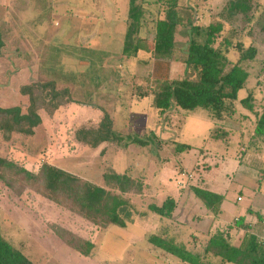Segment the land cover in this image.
Instances as JSON below:
<instances>
[{
  "label": "rangeland",
  "instance_id": "obj_1",
  "mask_svg": "<svg viewBox=\"0 0 264 264\" xmlns=\"http://www.w3.org/2000/svg\"><path fill=\"white\" fill-rule=\"evenodd\" d=\"M129 1L0 0L5 40L0 106L25 109L29 97L21 88L35 82L55 81L57 89L68 88L72 96L54 114L41 110L42 123L34 135L0 130V156L34 172L48 162L98 185H105L103 174L112 168L129 171L146 184L143 194L124 196L130 202L122 211L127 225L105 228L59 205L39 182H24L18 194L0 180V235L38 264H185L153 246L148 237L166 231L190 249H202L208 239L202 232L214 214L195 195L194 186L225 194L218 225L264 201L254 189L253 174L264 170V135L253 136L255 115L242 125L235 119L216 125L207 109L173 107L162 114L154 104L157 79L183 75L189 20L206 28L214 15L223 19L229 0H182L183 21L177 27L170 66L155 61L151 53L123 54ZM255 1L251 21L238 15L234 25L224 23L223 32L258 48L256 60L244 64L251 75L237 101V110L249 113L242 98L251 92L264 101V0ZM183 3L191 7L192 16L185 15ZM149 17L145 16L148 27L142 28L143 36L147 28H154ZM105 112L124 135L155 132V146L105 142L93 148L77 142L75 130L97 125ZM168 196L180 202L174 218L149 210L151 203L161 205ZM57 226L93 241V254L85 257L70 247L57 234Z\"/></svg>",
  "mask_w": 264,
  "mask_h": 264
},
{
  "label": "trees",
  "instance_id": "obj_2",
  "mask_svg": "<svg viewBox=\"0 0 264 264\" xmlns=\"http://www.w3.org/2000/svg\"><path fill=\"white\" fill-rule=\"evenodd\" d=\"M181 3L182 0H130L123 54L132 57L139 51L151 53L155 61L170 66L177 47V27L183 21ZM151 5L157 6L156 11ZM183 6L185 15L192 16L191 7L185 3ZM255 7V0H229L223 19L217 17L219 13L214 15L215 19L206 28L194 25L193 20H189L190 39L187 48L183 47L185 58L181 60L183 75L170 78L164 74L157 79L153 94L155 107L160 113L164 114L173 107L186 110L200 107L209 110L210 117L216 121L235 119L239 91L247 87L251 75L244 64L247 62L250 66L256 60L258 48L252 43L235 41L231 36L225 35L224 23L234 25L232 20L238 15L251 21L254 17L251 13ZM145 16L154 20V28H147V35L143 36L142 28L148 27ZM4 47L5 40L0 28V57L4 55ZM231 51L237 53V57ZM21 92L29 97L28 106L25 109L19 105L0 106V130L34 135L35 128L42 123L41 110L54 114L61 106L72 101L71 91L68 88L57 89L55 81L28 84L21 88ZM240 102L255 115L253 136L261 137L264 135V101H258L250 92ZM74 135L77 142L93 148L105 142L125 147L129 143L155 146L159 139L155 132L143 136L117 132L108 112H105L97 125L81 126L75 130ZM180 146L183 149L190 148L189 144ZM103 178L105 185H98L48 162L38 172H34L0 156V180L18 194L23 193L24 182H39L51 199L87 220L105 228L111 224L126 226L122 211L130 202L124 196L143 194L145 181L134 177L129 171L118 172L113 168L106 171ZM260 182H264V170L259 175ZM193 192L203 200L206 209L212 211L215 217L220 214L224 193L200 186H194ZM178 205L177 198L168 196L161 205L151 203L149 210L172 219ZM248 214H255L258 222L264 226V215L251 208L248 209ZM243 227L248 229L244 235L240 233ZM252 227L254 226L246 221L245 215L225 225H215L213 219L208 230L204 231L208 236L206 243L196 251L166 231L150 234L148 241L167 254L178 257L185 264H264V237L254 234ZM56 232L81 255L90 257L93 254V241L60 226L56 227ZM0 264L38 263L0 235Z\"/></svg>",
  "mask_w": 264,
  "mask_h": 264
},
{
  "label": "crops",
  "instance_id": "obj_3",
  "mask_svg": "<svg viewBox=\"0 0 264 264\" xmlns=\"http://www.w3.org/2000/svg\"><path fill=\"white\" fill-rule=\"evenodd\" d=\"M244 110V109H243ZM253 115L254 114H252V113H249V112H246V111H242V110H240V112L238 111L237 112V115H236V117H235V120L236 121H239L240 122V124L242 125V123L244 124V120L246 119V117L247 118H250V120L253 118ZM211 118V117H210ZM212 119V118H211ZM229 120H234V119H229ZM212 122H214L216 125L219 123V122H223V121H216V120H214V119H212L211 120ZM210 124V123H209ZM232 124V123H231ZM216 126H214V128H215ZM212 127L210 128V131H212ZM225 130V132H230L231 133V130H226V129H224ZM258 139V138H257ZM243 150H245V148H242ZM255 171V170H254ZM260 173H261V170H257V171H255V173L253 174V176H255L256 175V178H255V181H256V186H254V189L256 190V192L257 193H261V195L264 197V191H262L261 190V188H262V186H263V182H260L259 183V175H260ZM242 176H245L244 174H242ZM255 197V196H254ZM225 200V199H224ZM239 200V199H238ZM241 200V199H240ZM239 200V201H240ZM180 203V202H179ZM223 204V203H222ZM206 208V207H205ZM249 208H251L254 212H259L260 214H262V215H264V201H261V203H257V204H253L252 206H250V207H248V209ZM248 209L246 210V212L245 213H239V214H237V215H235L234 216V219H236L237 217H239V216H246V221L248 222V223H250L251 225H253L254 227H252V231H253V233L254 234H258L259 236H261V237H264L263 236V234H264V226L262 225V223L261 222H258V219H257V216L255 215V214H248ZM221 212H222V205H221ZM220 212V213H221ZM214 214V213H213ZM217 217V216H216ZM216 217H215V215H214V217L211 219L212 221H211V223L210 224H212L213 223V219H214V221H215V225H216ZM174 218V217H173ZM233 219V220H234ZM232 220V221H233ZM228 223H230V222H228ZM228 223H225V224H228ZM225 224H223V225H225ZM222 225V224H221ZM208 228H209V226L207 227V229L206 230H204V231H207L208 230ZM248 229H245L244 227L243 228H241L240 229V233L242 234V235H244V233H246V231H247ZM204 231L202 232V233H204ZM205 234V233H204ZM240 234V235H241ZM228 264H232V263H228Z\"/></svg>",
  "mask_w": 264,
  "mask_h": 264
},
{
  "label": "built area",
  "instance_id": "obj_4",
  "mask_svg": "<svg viewBox=\"0 0 264 264\" xmlns=\"http://www.w3.org/2000/svg\"><path fill=\"white\" fill-rule=\"evenodd\" d=\"M241 199V197H239V200ZM263 236H264V234H263Z\"/></svg>",
  "mask_w": 264,
  "mask_h": 264
}]
</instances>
